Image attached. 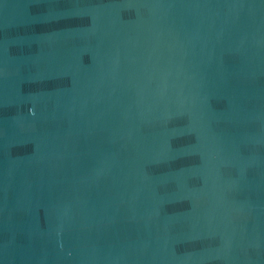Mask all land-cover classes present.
<instances>
[{"label":"water","instance_id":"obj_1","mask_svg":"<svg viewBox=\"0 0 264 264\" xmlns=\"http://www.w3.org/2000/svg\"><path fill=\"white\" fill-rule=\"evenodd\" d=\"M0 264H264V0H0Z\"/></svg>","mask_w":264,"mask_h":264}]
</instances>
